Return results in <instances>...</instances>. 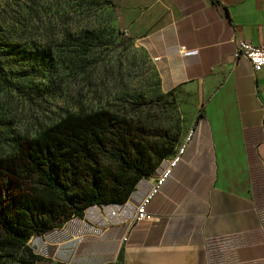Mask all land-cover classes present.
<instances>
[{
  "label": "crops",
  "instance_id": "obj_1",
  "mask_svg": "<svg viewBox=\"0 0 264 264\" xmlns=\"http://www.w3.org/2000/svg\"><path fill=\"white\" fill-rule=\"evenodd\" d=\"M112 2L162 92L190 94L193 136L125 242L164 160L125 203L90 206L28 239L35 264H264V67L231 57L240 42L264 45V0Z\"/></svg>",
  "mask_w": 264,
  "mask_h": 264
},
{
  "label": "rangeland",
  "instance_id": "obj_2",
  "mask_svg": "<svg viewBox=\"0 0 264 264\" xmlns=\"http://www.w3.org/2000/svg\"><path fill=\"white\" fill-rule=\"evenodd\" d=\"M0 59L12 85L0 81V159L66 113L117 111L155 140H180L193 123L190 94L162 92L150 59L123 35L112 0H0ZM19 181L0 172L6 202Z\"/></svg>",
  "mask_w": 264,
  "mask_h": 264
},
{
  "label": "trees",
  "instance_id": "obj_3",
  "mask_svg": "<svg viewBox=\"0 0 264 264\" xmlns=\"http://www.w3.org/2000/svg\"><path fill=\"white\" fill-rule=\"evenodd\" d=\"M79 46L88 52L90 43L81 41ZM18 54L27 63L32 58L30 53ZM4 68L0 59V81L11 87ZM200 116L201 108L196 120ZM178 142L176 134L152 139L148 127L106 108L66 113L38 131L25 149L16 147L0 159L3 177L20 180L8 202L6 194L0 195L1 262L35 264L39 257L27 244L33 235L90 206L125 203ZM5 186L10 188L11 182Z\"/></svg>",
  "mask_w": 264,
  "mask_h": 264
},
{
  "label": "built area",
  "instance_id": "obj_4",
  "mask_svg": "<svg viewBox=\"0 0 264 264\" xmlns=\"http://www.w3.org/2000/svg\"><path fill=\"white\" fill-rule=\"evenodd\" d=\"M123 35H127L126 30H123ZM234 61L244 58L249 61L254 73L259 72L264 67V45H254L252 43L240 42L235 47L231 54ZM193 136V130L190 129L183 137L182 143L174 148L173 153L164 159V165L156 175L154 181L150 185L147 192L143 195L140 201L134 206V214L129 222L124 225L125 235L121 238L122 242L126 241L128 231L138 223L145 222L149 219L147 206L158 193L164 181L170 177L173 168L180 162L181 156L184 153V147L187 141Z\"/></svg>",
  "mask_w": 264,
  "mask_h": 264
},
{
  "label": "water",
  "instance_id": "obj_5",
  "mask_svg": "<svg viewBox=\"0 0 264 264\" xmlns=\"http://www.w3.org/2000/svg\"><path fill=\"white\" fill-rule=\"evenodd\" d=\"M121 253H122V249L119 251V254H118V258H117V261H118V262L121 261Z\"/></svg>",
  "mask_w": 264,
  "mask_h": 264
}]
</instances>
